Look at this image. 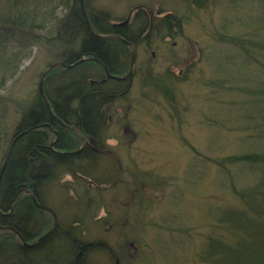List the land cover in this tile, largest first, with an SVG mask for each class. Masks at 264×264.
I'll return each mask as SVG.
<instances>
[{
  "label": "trees",
  "instance_id": "1",
  "mask_svg": "<svg viewBox=\"0 0 264 264\" xmlns=\"http://www.w3.org/2000/svg\"><path fill=\"white\" fill-rule=\"evenodd\" d=\"M91 1L0 0V122L11 113L17 115L11 125L7 122V128L0 124V264H93L91 257L101 252L110 261L117 258L120 264L125 262L105 241L82 240L88 232H83L79 223L90 213L101 227L95 215L106 210L101 196L116 176L108 172L116 171L118 181L125 172L121 163L112 162L116 155L108 141L116 138L109 135V121L117 102H128L125 117L129 116L128 95L137 72L123 79L130 72L131 56L129 47L114 36L134 47L143 42L150 45L152 38L159 42L174 39L183 31L193 5L204 10L215 2L185 0L187 15L165 13L162 17L152 16L147 6L136 5L129 22L119 25L127 19H116ZM223 2L231 14L213 40L221 46L222 61L239 62L243 69L230 76L220 69L225 77L209 87L237 89L249 98L244 103L251 113L244 120L256 124L252 136L264 144V115L260 122L257 109H252H264V0ZM33 47L47 58L37 87L29 98H7L6 103L4 91L21 63L31 59ZM54 64L58 66L46 74L42 94L43 74ZM225 65L220 63V67ZM254 67L260 68V75L252 72ZM235 81L246 85L232 84ZM222 163L224 167L238 164L256 169L254 182L247 190L235 191L239 207H228L218 214L215 230L204 240L199 263L264 264V151L234 155ZM132 174L134 185L145 184V189L161 185L155 176ZM67 177L83 187L86 195L94 188L98 193L91 195L100 193L97 197L101 200L86 196L81 202L70 199L68 194L75 188L70 189ZM142 193L135 191L134 198ZM57 196L64 199L55 204ZM138 205L148 208L144 195ZM42 207L55 214L56 223L52 213ZM66 209L72 215L62 220Z\"/></svg>",
  "mask_w": 264,
  "mask_h": 264
},
{
  "label": "rangeland",
  "instance_id": "2",
  "mask_svg": "<svg viewBox=\"0 0 264 264\" xmlns=\"http://www.w3.org/2000/svg\"><path fill=\"white\" fill-rule=\"evenodd\" d=\"M185 4V0L91 1V5L124 20L130 18L136 5L147 6L152 16L162 17L165 13L187 15ZM62 11L58 9L59 14ZM189 11L183 31L176 38L160 42L152 38L150 45L143 42L134 47L133 72L137 74L128 95L129 116L125 117L128 102L114 105L109 135L116 139L108 141L116 155L112 162L121 163L125 172L119 181L115 178L116 171L108 172L116 176L101 196L106 210L95 215V220L102 222L101 227L90 218V213L79 222L83 232H88L82 240L105 241L109 249L125 259L123 264H200L204 240L215 230L216 217L228 207H239L235 191L249 189L256 173V169L238 164L224 167L222 161L234 155L264 151V144L252 136L255 134L252 126L256 124L244 120L251 113L250 106L244 103L249 98L237 89L209 87L211 82L225 77L220 69L227 70L229 76L243 69L239 62L222 61L221 46L213 40L216 32L223 31V20L231 13L223 0H215L204 10L193 5ZM128 47L133 49L131 45ZM30 50L31 59L21 63L17 76L4 91L6 103L7 98H29L37 87L38 75L47 58L37 47ZM220 63L226 65L220 67ZM259 69L254 67L252 72L260 75ZM232 84L246 85L241 81ZM252 109H257L261 122L264 109L255 106ZM116 110L120 113L116 114ZM9 115L0 122L6 128L7 122L11 125L14 115L17 116ZM127 125L128 131H124ZM132 173L155 176L161 185L145 189V184L136 183L135 187ZM66 181L70 189L75 188L68 194L70 199L101 200L97 197L100 193L91 195L98 193L94 188L86 195L71 177ZM139 190L141 193L145 190L142 194L148 208L138 205L143 195L134 198ZM60 199L64 196L55 197L54 203ZM68 211H63L66 214L61 215L62 220L72 215ZM91 263L114 264V260L101 252L91 257Z\"/></svg>",
  "mask_w": 264,
  "mask_h": 264
},
{
  "label": "water",
  "instance_id": "3",
  "mask_svg": "<svg viewBox=\"0 0 264 264\" xmlns=\"http://www.w3.org/2000/svg\"><path fill=\"white\" fill-rule=\"evenodd\" d=\"M129 19L130 18H128L124 23H121V24H119V25H123V24H127L128 22H129ZM113 37V36H112ZM115 37V39H118V40H120L121 42H123L127 47L130 45V43H128V42H126L125 40H123V39H121L120 37H118V36H114ZM132 50L131 49H129V52H130V56H131V69H130V72L128 73V75L126 76V77H124L123 79H126V78H129V77H131L132 76V74H133V68H134V65H135V50H134V46H132ZM56 66H58V64H54V65H52L44 74H43V77H42V80H41V83H40V92L43 94V92H42V83H43V80H44V78H45V76H46V74L51 70V69H53L54 67H56ZM107 76H109L108 74H107ZM118 79V78H117ZM120 79V78H119ZM83 140V139H82ZM83 146H84V141H83V143H82V146H81V149L83 148ZM43 209H45V210H47V211H49V212H51L52 213V215L55 217V214L50 210V209H48V208H45V207H42ZM54 223H56V217H55V222ZM55 228V226L53 227V229Z\"/></svg>",
  "mask_w": 264,
  "mask_h": 264
},
{
  "label": "bare ground",
  "instance_id": "4",
  "mask_svg": "<svg viewBox=\"0 0 264 264\" xmlns=\"http://www.w3.org/2000/svg\"><path fill=\"white\" fill-rule=\"evenodd\" d=\"M70 129L76 130V131L78 132V130H77L75 127H70ZM80 138H81V140H82L81 135H80ZM113 260H114V264H120V263H119V260H118L117 258H114ZM113 260H112V261H113Z\"/></svg>",
  "mask_w": 264,
  "mask_h": 264
},
{
  "label": "flooded vegetation",
  "instance_id": "5",
  "mask_svg": "<svg viewBox=\"0 0 264 264\" xmlns=\"http://www.w3.org/2000/svg\"><path fill=\"white\" fill-rule=\"evenodd\" d=\"M109 122L111 123V116H110V121ZM124 131H126V129Z\"/></svg>",
  "mask_w": 264,
  "mask_h": 264
}]
</instances>
